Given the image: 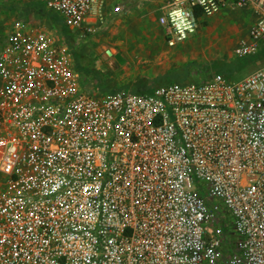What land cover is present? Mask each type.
Returning <instances> with one entry per match:
<instances>
[{
    "label": "built area",
    "instance_id": "1",
    "mask_svg": "<svg viewBox=\"0 0 264 264\" xmlns=\"http://www.w3.org/2000/svg\"><path fill=\"white\" fill-rule=\"evenodd\" d=\"M8 1L0 264H264V65L138 92L97 88L73 51L149 1L170 46L253 10L247 57L264 47V0H33L60 24Z\"/></svg>",
    "mask_w": 264,
    "mask_h": 264
},
{
    "label": "rangeland",
    "instance_id": "2",
    "mask_svg": "<svg viewBox=\"0 0 264 264\" xmlns=\"http://www.w3.org/2000/svg\"><path fill=\"white\" fill-rule=\"evenodd\" d=\"M155 8V3L147 1L109 22L97 40L75 41L74 45L82 54L78 66L89 70V73L83 72L88 77L86 81L93 82L97 88L112 89L138 87L145 81L158 85L155 80L163 78L162 85L176 82L169 75L179 74L188 62L209 67L211 71L218 68L235 77H243L254 67L264 65V58L242 65L246 59L235 53L255 23L257 15L253 10L225 8L206 20L192 37L170 46L155 20ZM117 54L122 55L124 62ZM203 69L188 78L198 81L208 76L210 71Z\"/></svg>",
    "mask_w": 264,
    "mask_h": 264
},
{
    "label": "trees",
    "instance_id": "3",
    "mask_svg": "<svg viewBox=\"0 0 264 264\" xmlns=\"http://www.w3.org/2000/svg\"><path fill=\"white\" fill-rule=\"evenodd\" d=\"M4 8H8V9H16L17 8V4H15L13 1H8V2H5V4H3V6H0V9H3ZM25 7H31V8H34L37 12L40 13V15L44 16V17H50L52 20H54V22L56 24H60V19L55 15L53 14L52 12L48 11L45 7H44V4L41 3V2H38V1H33V0H29L25 3ZM62 29H61V33L64 35V37L67 39L68 43H70V45L72 46V34L70 33V30H68V28L64 25H61ZM74 49V47H73ZM74 53H75V58H76V61H77V64L79 62V59L80 57H82V54L79 53V51L77 50V48H75L74 50ZM239 58H244L246 59L245 63L242 64V65H245L247 62H252V61H256L258 59H262L264 58V47L261 48V50L257 53V54H254V55H249L247 57H239ZM197 65L199 66L198 68H195L197 66H191V65ZM204 64H207V63H204ZM215 66V65H213ZM204 68L203 70H205L206 72L210 71V73L208 74V76H205L204 78H200L198 79V81L200 80H204V79H207L209 78L212 73L214 72H222V73H225L227 74L225 71L221 70V69H215L214 67V71H211L209 67H205V66H202L201 64H197L196 62H188L187 64H185V66L182 68L181 72L179 74H175L176 72H173V71H170V72H173L171 73L169 76H172V78H174L176 80V82H180V83H186V82H189L191 81L192 79L188 78L190 75H193L195 72H198L200 73V70ZM80 69L83 70L84 72L87 71V73H89V70H86L85 71V68L82 67L80 65ZM212 72V73H211ZM163 80V78H157L155 81L156 82H159V84L157 85V83L154 85L151 81H145V82H142L141 85H139L138 87H132L134 88L136 91L138 92H150L152 91L155 87L157 86H160V82ZM124 87H129V86H124Z\"/></svg>",
    "mask_w": 264,
    "mask_h": 264
},
{
    "label": "water",
    "instance_id": "4",
    "mask_svg": "<svg viewBox=\"0 0 264 264\" xmlns=\"http://www.w3.org/2000/svg\"><path fill=\"white\" fill-rule=\"evenodd\" d=\"M117 57H118L119 60H121V62H124V58L122 57L121 54H117Z\"/></svg>",
    "mask_w": 264,
    "mask_h": 264
},
{
    "label": "clouds",
    "instance_id": "5",
    "mask_svg": "<svg viewBox=\"0 0 264 264\" xmlns=\"http://www.w3.org/2000/svg\"><path fill=\"white\" fill-rule=\"evenodd\" d=\"M187 27H191V25H186Z\"/></svg>",
    "mask_w": 264,
    "mask_h": 264
},
{
    "label": "crops",
    "instance_id": "6",
    "mask_svg": "<svg viewBox=\"0 0 264 264\" xmlns=\"http://www.w3.org/2000/svg\"><path fill=\"white\" fill-rule=\"evenodd\" d=\"M259 60H260V59H259ZM255 62H256V61H253V63H255ZM254 68H256V67H254ZM254 68H253V69H254Z\"/></svg>",
    "mask_w": 264,
    "mask_h": 264
}]
</instances>
